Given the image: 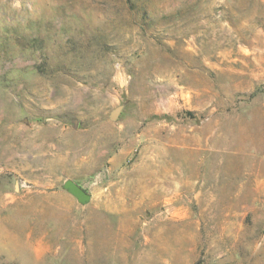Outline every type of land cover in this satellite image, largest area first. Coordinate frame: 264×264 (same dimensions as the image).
I'll return each instance as SVG.
<instances>
[{
	"label": "rangeland",
	"instance_id": "rangeland-1",
	"mask_svg": "<svg viewBox=\"0 0 264 264\" xmlns=\"http://www.w3.org/2000/svg\"><path fill=\"white\" fill-rule=\"evenodd\" d=\"M0 264H264V0H0Z\"/></svg>",
	"mask_w": 264,
	"mask_h": 264
},
{
	"label": "water",
	"instance_id": "water-1",
	"mask_svg": "<svg viewBox=\"0 0 264 264\" xmlns=\"http://www.w3.org/2000/svg\"><path fill=\"white\" fill-rule=\"evenodd\" d=\"M119 111V108H116L112 114L111 118H115L117 116V113ZM64 188H66L72 195H74L77 200L81 203H85L89 200L90 194L77 182H75L72 179H67L63 183Z\"/></svg>",
	"mask_w": 264,
	"mask_h": 264
}]
</instances>
